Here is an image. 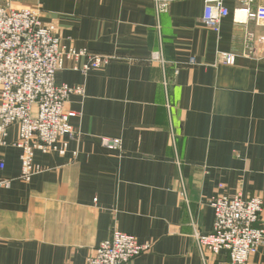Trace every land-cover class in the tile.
<instances>
[{
  "label": "crops",
  "instance_id": "crops-1",
  "mask_svg": "<svg viewBox=\"0 0 264 264\" xmlns=\"http://www.w3.org/2000/svg\"><path fill=\"white\" fill-rule=\"evenodd\" d=\"M0 5L37 10L67 47L117 57L87 74L74 69L83 59L66 60L57 72L58 85L85 90L65 108L80 139L66 138L65 156L38 151L44 171L30 182L19 179V127L9 129L0 264H85L113 230L151 244L133 264H203L194 234L213 231L211 197L264 200V23H235L238 6L227 3L220 31L209 30L205 0H170L160 15L152 0ZM159 51L164 66L152 60ZM223 52L236 54L233 65L219 62ZM227 259L206 254L208 264ZM249 264H264V245Z\"/></svg>",
  "mask_w": 264,
  "mask_h": 264
},
{
  "label": "built area",
  "instance_id": "built-area-1",
  "mask_svg": "<svg viewBox=\"0 0 264 264\" xmlns=\"http://www.w3.org/2000/svg\"><path fill=\"white\" fill-rule=\"evenodd\" d=\"M158 15L168 11L170 0H152ZM260 0H205L204 26L219 32L224 19L230 15L227 3H235L234 21L264 23V6L254 7ZM240 15V18H238ZM75 70L87 74L109 65L116 56L93 54L88 50H76L65 46L54 25L44 24L40 13L34 9L14 10L9 5H0V172L6 162L1 149L9 129L18 125L19 134L13 144L21 152V175L19 179L30 182L44 171L36 164V153H57L65 156L69 141L80 139V134L70 124L75 113L65 112L71 96H84L82 86L58 85L56 74L66 60H73ZM152 60L164 66L162 51L152 54ZM236 54L220 53L219 62L233 65ZM191 65H197L191 59ZM102 144L110 149H121V141L103 139ZM11 180L0 178V188H9ZM184 197L186 195L184 193ZM214 210L212 233L195 232L194 240L208 264L206 254L225 252L228 259L218 264H249L251 258L264 245V225L259 226L264 211L260 196L245 199L242 194L226 196L216 193L209 200ZM151 250L150 243L141 244L134 235L113 230L87 258L85 264H133L140 255Z\"/></svg>",
  "mask_w": 264,
  "mask_h": 264
}]
</instances>
